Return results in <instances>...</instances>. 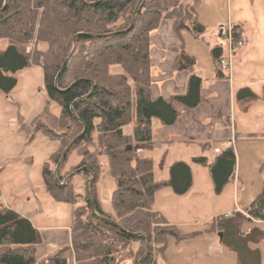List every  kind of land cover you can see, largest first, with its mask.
Segmentation results:
<instances>
[{
	"label": "trees",
	"instance_id": "1",
	"mask_svg": "<svg viewBox=\"0 0 264 264\" xmlns=\"http://www.w3.org/2000/svg\"><path fill=\"white\" fill-rule=\"evenodd\" d=\"M199 5L200 0L171 8H163L160 0H0V40L7 41L0 48V91L9 93L14 88L15 72L37 65L42 69L49 100L60 107L58 116L47 108L46 124L36 126L60 145L43 164L47 192L57 201L77 203L73 176L66 179L63 168L69 153L82 146L103 152L113 179L111 210L105 211L98 192L101 165L97 158L87 154L71 166L72 172L83 167L92 208L85 190V204L73 209L70 245L48 257L47 264H67L62 254L68 249L75 264H117L124 250L133 264L139 258V264H159L165 262L169 238L178 243L200 234L182 235L152 209L160 189L170 188L179 196L188 192L192 184L190 166L174 162L168 178L156 180L152 159L139 157L137 147L151 143L154 120L170 126L178 119L176 104L192 110L201 101L202 80L194 72L195 58L183 49L184 32L198 39L206 31L198 20ZM164 19L172 22L181 42L174 67L190 72L185 93L170 99L154 98L151 93L150 34ZM237 29L241 33L240 26ZM32 40L44 48L27 53L25 45ZM211 55L217 76L227 78L218 65L221 48L214 46ZM236 97L256 98L248 88L240 89ZM73 140L54 175L53 166L62 149ZM192 162L208 167L216 194L234 177L232 147L213 161L200 156ZM244 212L218 217L207 231L221 233V242L230 250L262 242V230L253 227L245 233L241 228L264 221V191ZM40 242L41 234L29 219L0 203V264H36ZM133 243L138 244L135 251L131 250ZM146 246L148 252L142 256Z\"/></svg>",
	"mask_w": 264,
	"mask_h": 264
},
{
	"label": "crops",
	"instance_id": "2",
	"mask_svg": "<svg viewBox=\"0 0 264 264\" xmlns=\"http://www.w3.org/2000/svg\"><path fill=\"white\" fill-rule=\"evenodd\" d=\"M201 1H204L203 6L208 7L203 13L199 12L202 6ZM160 2L163 8H171L180 3H189L191 0H160ZM253 5L252 3L250 7ZM253 16L254 14L250 17L251 21L258 22V19H254ZM244 18L241 15L232 16L227 5L223 14L217 0H200L198 20L205 27V32L212 31V27L229 19L240 26L246 45L233 57L230 75L227 78H220L216 74L211 55V49L217 44L216 39L212 44H206L184 32L183 49L195 58L194 72L202 80L201 101L192 110L176 104L175 107L179 111L178 119L170 126H163L159 121L154 120L151 143L137 144L138 156L152 159L156 180H166L169 176V168L174 162L181 161L190 166L192 184L188 192L181 197L182 195H175L170 188L160 189L154 195L152 209L164 216L167 222L175 226L182 235L200 232L193 238L205 236L211 239L210 249H214L211 243H217V240L221 242V233L207 231L210 224L218 217L227 216L229 213L244 214L246 207L259 195H245L248 184L237 176L241 168L240 154L243 153L245 156L251 151L252 161L245 163L247 174L251 169H264V103L258 98L261 96V85L256 86L261 83L264 88V43L260 39L257 26H252ZM180 49L181 42L173 32L172 22L167 19L162 20L150 34L151 93L154 98L170 99L174 95L185 93L190 72L177 70L174 67ZM242 88H248L256 98L238 100L236 95ZM127 131H130V128ZM227 147H232L235 152L234 177L223 188L220 195H214L210 174L206 176L204 171L208 167L196 164L192 162V159L205 156L209 161H213ZM239 191L244 194L239 195ZM230 192L232 193L231 201H227L226 197ZM204 194L209 205L208 210L203 212V218L187 219L185 215H189L192 210L195 214L202 213L200 211L204 208L202 205ZM193 196L195 201L192 204H189L188 200L183 201ZM103 198L108 202L107 193ZM0 203L5 205L1 198ZM102 207L105 211L110 210V205L105 208L103 202ZM32 225L35 227L34 224ZM185 227L192 229L185 232L182 230ZM253 227L262 230L264 234V221L251 222L246 231ZM170 239L168 241L179 245L180 248L187 242L182 240L176 243L173 238ZM192 242L189 245V251L195 254L198 245ZM262 242L264 243V240ZM259 245L250 244L249 247ZM66 246L67 242L65 244L51 243L49 247H44L41 258H37L36 264H45L48 257ZM218 247L216 245V252ZM40 248L41 246L38 245L36 253L42 250ZM222 252L224 251H219L220 254ZM64 257L68 261V256ZM228 262L238 263L227 258L226 263Z\"/></svg>",
	"mask_w": 264,
	"mask_h": 264
},
{
	"label": "rangeland",
	"instance_id": "3",
	"mask_svg": "<svg viewBox=\"0 0 264 264\" xmlns=\"http://www.w3.org/2000/svg\"><path fill=\"white\" fill-rule=\"evenodd\" d=\"M217 1L223 14L227 5V8L232 12V16L241 15L252 26H257L260 39L264 43V0H253V2H251L252 0ZM203 2L201 1L202 6L199 10L201 13L206 12L208 9V7L203 6ZM252 3L254 5L250 7ZM253 14L254 19L257 18L258 22L251 21L250 17ZM218 25L212 27V30H215ZM6 45V40H0L1 49ZM43 48L44 44L34 42L33 40L25 45V51L30 54ZM13 76L16 78L14 88L9 93L0 91V198L4 201L5 206L18 211L21 215L23 214V217L28 218L35 227H38L37 229L41 234L39 245L42 250H38V253H36L37 260V258H41L44 247H49L51 243L65 244L67 242V246L70 245L73 209L77 205L85 204L84 196L87 178L81 170L77 174H74L75 176L73 175L71 179L75 194L79 195L76 204L57 201L47 192L42 178L43 164L60 145L59 142L51 141L42 131L36 130V126L39 122L46 124L45 110L47 108L50 113L58 116L60 107L54 101L49 100L44 89L42 69L39 66L29 65L15 72ZM259 85H261V96L258 98L264 103L262 95L263 84L259 83L256 86L259 87ZM129 128L131 129V126ZM87 154L96 157L98 163L101 165L98 192L103 206L108 208V205H110L109 199L106 202L107 200L105 201L103 196L107 193L109 197L110 191L113 188V179L109 174L103 152L93 151V149L86 146L78 147L69 153L64 164L63 173L66 172L68 176L72 172V170H69L72 169L71 166L75 165L82 156ZM240 156L242 158L241 168L237 176L245 184H248L245 195L257 196L264 191V169H251L247 174L245 163L252 161L251 151L245 156L241 153ZM55 167L56 165L53 166V169ZM204 171H206V176L207 174L209 176L208 169ZM213 193L214 195H220L222 192L216 194L213 190ZM231 194L230 192L228 196L226 195L227 201H231ZM243 194V192L239 191V195ZM203 196L202 205L204 208L200 211L202 213L195 214L194 210H192L189 215H185L187 219L203 218V212L205 213L208 210L207 206L209 205L206 202L207 199L205 200V194ZM194 198L195 196L189 197L183 199V201L188 200L189 204H192L195 201ZM249 226L250 223H246L242 226L241 230L246 233ZM191 229L190 227H185L182 230L186 232ZM170 240L167 243L164 254L165 262L159 261V264H230L229 262L226 263L227 258L238 262L237 264H264L263 242L248 243L247 247H237L235 250H230L219 240H217L218 244L211 243L214 249H210L209 242H211V239L209 240L205 236L186 239L187 242L183 243L181 248ZM189 240L193 241L192 244L198 245V250L195 254L189 251V245H191V241ZM236 242L235 240L234 243L236 244ZM250 244L261 245L249 247ZM216 245L219 246L218 252L215 251ZM131 247V250L135 251L138 244L133 243ZM221 250L224 251L222 254L219 253ZM64 254L68 256L67 264H75L74 254L71 249L66 250L62 255L65 256ZM145 254L146 249L142 256ZM247 257L248 259L250 258V261L246 260ZM140 261L141 259L139 258L137 264ZM117 264H133V259L129 258L128 252L124 250L121 252V257L118 259Z\"/></svg>",
	"mask_w": 264,
	"mask_h": 264
},
{
	"label": "built area",
	"instance_id": "4",
	"mask_svg": "<svg viewBox=\"0 0 264 264\" xmlns=\"http://www.w3.org/2000/svg\"><path fill=\"white\" fill-rule=\"evenodd\" d=\"M198 39L206 44H212L216 39V46L221 48L218 65L221 71L227 76L230 75L233 57L246 45L245 38L241 33H238L237 25L232 23L229 19L218 25L215 30L200 34ZM230 215L229 213L227 216Z\"/></svg>",
	"mask_w": 264,
	"mask_h": 264
},
{
	"label": "water",
	"instance_id": "5",
	"mask_svg": "<svg viewBox=\"0 0 264 264\" xmlns=\"http://www.w3.org/2000/svg\"><path fill=\"white\" fill-rule=\"evenodd\" d=\"M65 62H66V60L64 61L61 70L63 69V67H64V65H65ZM73 142H74V140H73L71 143H69V144L67 145V147L62 151V153H61V157H60V159H59V161H58V163L56 164V167H55V169H54V175L56 174V171L58 170L59 166L61 165V162L63 161L64 157L66 156V153L68 152V150H69V148L71 147V145H72ZM82 169H83V167H82V168H79V169H77V170H75V171H73V172H71V173L66 177V179L71 178L74 174H76L77 172L81 171ZM86 194H87V196H88V202H89V204H90V206H91V208H92V202H91V198L89 197V192H88V181L86 182ZM92 212H93V210H92ZM93 213H94V212H93ZM147 250H148V246H146V254H147Z\"/></svg>",
	"mask_w": 264,
	"mask_h": 264
}]
</instances>
